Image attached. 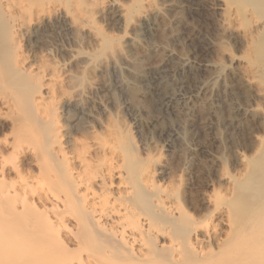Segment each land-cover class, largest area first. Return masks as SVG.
Returning a JSON list of instances; mask_svg holds the SVG:
<instances>
[{
  "label": "bare ground",
  "instance_id": "1",
  "mask_svg": "<svg viewBox=\"0 0 264 264\" xmlns=\"http://www.w3.org/2000/svg\"><path fill=\"white\" fill-rule=\"evenodd\" d=\"M0 264H264V0H0Z\"/></svg>",
  "mask_w": 264,
  "mask_h": 264
},
{
  "label": "rangeland",
  "instance_id": "2",
  "mask_svg": "<svg viewBox=\"0 0 264 264\" xmlns=\"http://www.w3.org/2000/svg\"><path fill=\"white\" fill-rule=\"evenodd\" d=\"M195 20H194V24L197 27H200L199 29H201L202 31H205V29L203 28L204 26H202L198 22V19L196 20L197 22ZM160 25H161V27L159 29H157V31L154 34V43L157 42V43H155L156 45H159V44L161 45V43H163V42L166 44L168 39H169V37H168L169 34L168 33L164 34L165 32H163V30H162V27H163L162 20L160 21ZM164 43L162 45H165ZM204 45H205V43H204L203 40H201L199 38H196V37H193V38H190L187 41L183 42L182 44L178 45L176 47V50H177V52L179 54L189 55L193 61H196L197 63H202L205 60L204 52H203ZM145 51H146V47H145V44H143V43H141L134 51V54L137 57V58L136 57L135 58L137 60H138V58L140 60H141V58L144 59V60H142L143 63L141 62V65H140L141 67H147L149 65H151V66L157 65L160 62L161 57H162L161 53L158 52V53H156V55L153 54L150 57H148V59H147ZM140 66H139V68H141ZM203 78H205V76L202 75V74H199L196 77H189L188 81H189V83L191 85H194L199 79H203ZM172 85H174L173 82H171V85H169L167 88H170ZM130 94H132L130 96L132 104L134 105V107H136V108L138 107V109L143 110L145 112V117L149 118L152 115H156V116L158 115L156 112H154V113L151 112L152 103H151L150 99L144 98L142 96V94L139 92V90L133 89L130 92ZM193 103L196 104L197 106L201 105L200 101H198V100H194ZM205 110H207V108ZM226 114H227V111H226L225 115ZM125 119L128 122H131V119H130L129 116L125 115ZM198 124H199V120L195 119L194 120V125H198ZM252 125L254 126V124H252ZM191 127L193 128V126H188V128L185 129V131H188V133L186 132L185 136H187V137L190 136V138L188 137V139H191L193 137V135H194V134H192L193 133V129ZM185 131H184V134H185ZM250 133L251 132L247 129V130L241 132L239 136L242 139L244 138V140L246 139L247 143L249 144L248 140L250 139L249 138L250 137ZM210 137H211V133H209V134H207L205 136V138H207L206 142H208L207 144H209V145L211 143L210 139H209ZM190 149H191V146H185L182 149H180V151L181 152H186V151H188Z\"/></svg>",
  "mask_w": 264,
  "mask_h": 264
}]
</instances>
